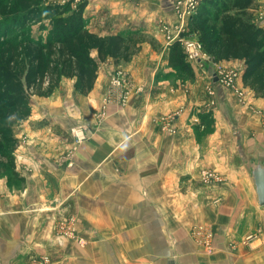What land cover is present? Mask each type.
Wrapping results in <instances>:
<instances>
[{
    "label": "crops",
    "instance_id": "obj_1",
    "mask_svg": "<svg viewBox=\"0 0 264 264\" xmlns=\"http://www.w3.org/2000/svg\"><path fill=\"white\" fill-rule=\"evenodd\" d=\"M171 9L162 3L159 16L176 26ZM263 10L256 0L254 17ZM145 34L164 44L156 27ZM140 47L129 62L101 63L88 95L63 79L49 99L32 97L20 134L30 141L15 151L19 174H0V264H264V206L250 176V165L264 161V99L248 89L244 106L205 70L238 67L242 75L244 62L191 63L195 76L183 79L166 46ZM119 68L133 94L105 108ZM168 116L174 132L160 120ZM81 124L88 136L74 149L69 129ZM205 169L223 182H204ZM72 221L76 239L60 227ZM197 229L212 236V252L199 246Z\"/></svg>",
    "mask_w": 264,
    "mask_h": 264
},
{
    "label": "trees",
    "instance_id": "obj_2",
    "mask_svg": "<svg viewBox=\"0 0 264 264\" xmlns=\"http://www.w3.org/2000/svg\"><path fill=\"white\" fill-rule=\"evenodd\" d=\"M47 1L0 2V17L10 22L0 24V174L17 175V130L31 116L33 96L50 95L63 79L74 80L75 91L88 95L101 63L129 62L140 50L135 35L99 36L86 26L81 13L63 18L69 6H44ZM255 4L256 0H201L181 35L196 37L213 63L243 61V86L264 99V28L255 21ZM43 18L53 26L50 34L46 40H33L24 29ZM13 28L17 34L10 32ZM168 49L169 66L193 79L194 68L180 41ZM208 117L209 112L200 115L202 122Z\"/></svg>",
    "mask_w": 264,
    "mask_h": 264
},
{
    "label": "rangeland",
    "instance_id": "obj_3",
    "mask_svg": "<svg viewBox=\"0 0 264 264\" xmlns=\"http://www.w3.org/2000/svg\"><path fill=\"white\" fill-rule=\"evenodd\" d=\"M0 2H3L4 4L10 3L11 0H0ZM47 4L53 6V7H57V6H64L68 8H66V12L65 14L62 16L63 18H68V17H79V13L82 14V18L86 23V26H90V30L95 33L96 30H100V28H105V31L103 32V34H105V36H109V35H116V34H133L135 35V39L140 42V44H143L145 42L148 41V43H150L152 45V47L155 50H158L157 47H162V45L165 47H167V50H169V46L172 45L175 41L173 42H169V40L166 38L167 34L166 33H162L161 28L164 24H167V22H165V20H163L162 18H160L159 13L161 11V7H162V3L159 0H48L47 3L43 4L44 6H47ZM83 6V8H82ZM171 11H169L171 14L174 13L173 15L176 17L177 19V25H182L184 28H186L185 26V22H187V17L184 18H180L179 16V12L177 10H175L172 6H171ZM264 12V10H263ZM98 14L96 21H93L92 19L94 18V16L92 14ZM117 18V19H116ZM187 18V19H186ZM168 19V18H167ZM114 20H117L115 22L121 23L122 26H117V25H113ZM255 21H256V17H255ZM10 22L8 21H3V18L0 17V24H9ZM257 24L261 25L260 23L256 22ZM113 26V28H112ZM52 25L51 22L48 19L43 18L42 22L40 23H36L33 25H28L24 30H27L29 32H31V37L33 38V40H38L39 38H43L44 40H46L49 36V31L50 29H52ZM156 27L157 30L162 34L164 40L163 43H160V41L158 39H156L155 37H150L151 35L145 34L146 30H150V28ZM264 28V27H263ZM24 30L22 29L21 32H24ZM104 30V29H102ZM10 32H14L15 34H17V30L15 28H13ZM21 35V34H20ZM100 36V35H99ZM192 37V36H190ZM180 38L182 39H186L187 37L184 36H180ZM196 37L191 38L192 40L195 39ZM197 39V38H196ZM195 39V40H196ZM198 40V39H197ZM181 42V41H180ZM141 48V47H140ZM210 61H212L210 59ZM205 65L203 63V66H207L206 64L210 65L208 62L209 61H205ZM192 65V64H191ZM193 65H198L197 62L193 63ZM214 65V64H213ZM199 66V65H198ZM225 69V67H216L214 68V70L205 68V70H207L208 72L206 73V75L208 76V80L209 79H213L214 74L216 72V70H223ZM231 69L233 70H239L238 67H232ZM240 71V70H239ZM180 78H185L186 76L183 74L179 75ZM71 79H68V82ZM71 82V81H70ZM69 82V83H70ZM60 85L50 94V95H45V96H33L34 98L37 97L39 99H41L40 101H44L45 99H49V97H52L55 92L57 90H59ZM245 90H247L249 92V90L244 87ZM107 93H108V88H107V92L105 94V97L103 98V107L106 108L107 105L109 104H113V103H107L105 104V100L107 98ZM250 93V92H249ZM250 95V94H249ZM32 100V99H31ZM35 103V102H34ZM31 105V109L33 107V103H30ZM37 105V107L39 106V108H43L45 103L44 102H40L39 104H34ZM32 112V111H31ZM164 118H161V122H163ZM26 121V120H25ZM24 121L21 123V125L18 127L17 130V138L19 140V143L17 145V148L15 151H17L19 145L21 147V145L26 146L27 142L30 141V138L28 136H21V131L23 132V125ZM210 124V121H209ZM84 126L86 127V135L88 136V127L86 125H77L73 128L69 129V135L71 138V142L74 141V135L76 134L75 132H73V130ZM171 128H172V132H174V129L172 127L171 124ZM71 150V149H69ZM16 152H14L15 154ZM67 156H69V153L67 154ZM16 159V157H15ZM205 170H209L211 172H214L215 174H217L218 176H220V174H218V172L212 170V169H205ZM17 171V170H16ZM204 171V170H203ZM201 171V179L203 180V175ZM19 174V172H17ZM2 175H6L9 177V180H14L15 176L13 175H9L7 173L2 174ZM204 181V180H203ZM205 182V181H204ZM212 184V183H210ZM62 225H67L66 222L62 223L60 227H62ZM195 235L196 238L199 240V246H201V248H203V250L205 252H212L213 251V246H212V236L208 233L202 232V230H195ZM256 234H251L246 238V242H252L256 239ZM34 259H37L36 257H32L31 260H29L28 264H40V262H36L33 261ZM39 260V259H38ZM49 261L47 263L42 262L41 264H48Z\"/></svg>",
    "mask_w": 264,
    "mask_h": 264
},
{
    "label": "built area",
    "instance_id": "obj_4",
    "mask_svg": "<svg viewBox=\"0 0 264 264\" xmlns=\"http://www.w3.org/2000/svg\"><path fill=\"white\" fill-rule=\"evenodd\" d=\"M201 0H176L171 4V6L179 12L180 18L189 17L191 14H193ZM186 18V19H187ZM256 22L260 23V26L264 27V12H260L258 14V17H256ZM259 25V24H258ZM162 33H166V38L169 40V42H173L175 40L181 41L180 44L182 46V49L186 55V60L190 63H202L205 61H210V56L207 55L201 47L200 42L196 39H191L193 37H187L186 39H181V34L185 31V28L182 25H176V26H170L169 24H164L161 28ZM130 76L122 69H116L114 70L113 74L110 77L109 81V88L107 93V98L105 100V104L107 103H116L120 105H126L131 95L133 94V84ZM241 77V72L239 70H233L231 68H225L223 70H216L214 73V79L217 80V83L226 91L234 92L239 102L246 106L248 104L249 100V92L245 90L244 88L240 87L238 84V81ZM140 88L136 90V93H138ZM209 92H213V90H209ZM175 117L174 116H168L164 117L163 123L166 125L167 129L169 131H173L171 128L170 123H173ZM86 127L81 126L73 132L76 134L74 135V149H76L83 141L87 139L86 133ZM71 154V152H70ZM69 154V157H70ZM203 180L207 183L212 184H219L223 182V178L221 176H218L214 172H211L209 170H204L202 172ZM67 226V225H66ZM65 225H62L61 231L65 233V235L75 238V229L73 226L70 228H64ZM33 261L47 263L49 261L48 257H42V259H34Z\"/></svg>",
    "mask_w": 264,
    "mask_h": 264
},
{
    "label": "water",
    "instance_id": "obj_5",
    "mask_svg": "<svg viewBox=\"0 0 264 264\" xmlns=\"http://www.w3.org/2000/svg\"><path fill=\"white\" fill-rule=\"evenodd\" d=\"M161 3L171 5L176 0H159ZM250 176L255 188L258 205L264 206V161L258 160L250 165Z\"/></svg>",
    "mask_w": 264,
    "mask_h": 264
}]
</instances>
